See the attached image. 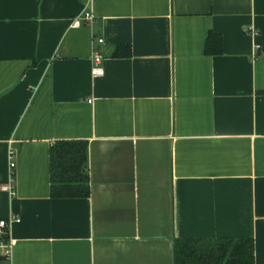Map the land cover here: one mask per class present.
I'll return each instance as SVG.
<instances>
[{"label":"crops","instance_id":"0c3cea01","mask_svg":"<svg viewBox=\"0 0 264 264\" xmlns=\"http://www.w3.org/2000/svg\"><path fill=\"white\" fill-rule=\"evenodd\" d=\"M87 2L0 0V264H175L178 239L264 264V0H92L74 25ZM60 140L88 141V197L51 196Z\"/></svg>","mask_w":264,"mask_h":264},{"label":"trees","instance_id":"16d2710c","mask_svg":"<svg viewBox=\"0 0 264 264\" xmlns=\"http://www.w3.org/2000/svg\"><path fill=\"white\" fill-rule=\"evenodd\" d=\"M125 55H130L131 49ZM206 52H222V37L211 32ZM122 52L117 51L116 55ZM89 144L87 140H60L50 148L51 196L59 198L90 195ZM175 264H254L252 239H178ZM2 259H0L1 261Z\"/></svg>","mask_w":264,"mask_h":264},{"label":"built area","instance_id":"2783aa9c","mask_svg":"<svg viewBox=\"0 0 264 264\" xmlns=\"http://www.w3.org/2000/svg\"><path fill=\"white\" fill-rule=\"evenodd\" d=\"M91 1L92 0H88L86 10L84 11L82 16L77 17L74 20V25H81L83 21L93 20L94 15L90 8ZM98 41L101 43L103 42V39L100 38L98 39ZM101 64H102V57L100 55H96L94 58V67H93L94 76H100L103 74L104 69L101 66ZM10 167L12 170L15 167L13 151L10 152ZM4 190L8 191L11 195L15 194L16 189H15V180L13 178V173H12V179L7 185L4 186ZM19 221H20V217L15 214H11L8 217L0 218V259L10 260V258L12 257L14 241L11 236V226L13 223Z\"/></svg>","mask_w":264,"mask_h":264}]
</instances>
